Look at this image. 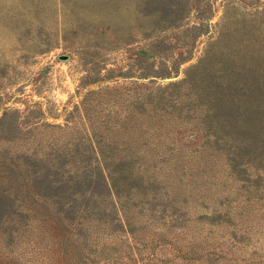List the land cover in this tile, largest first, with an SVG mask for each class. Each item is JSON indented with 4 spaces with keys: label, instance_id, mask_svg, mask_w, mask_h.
Here are the masks:
<instances>
[{
    "label": "rangeland",
    "instance_id": "1",
    "mask_svg": "<svg viewBox=\"0 0 264 264\" xmlns=\"http://www.w3.org/2000/svg\"><path fill=\"white\" fill-rule=\"evenodd\" d=\"M261 69L264 0H0V264H264Z\"/></svg>",
    "mask_w": 264,
    "mask_h": 264
},
{
    "label": "trees",
    "instance_id": "2",
    "mask_svg": "<svg viewBox=\"0 0 264 264\" xmlns=\"http://www.w3.org/2000/svg\"><path fill=\"white\" fill-rule=\"evenodd\" d=\"M263 74V75H262ZM260 76L263 77L264 80V71L258 70L256 73H253V77L251 78L254 83H258L260 81ZM260 91V90H259ZM264 95L257 99L255 97L254 104H250L249 111H247V114H237V131H244L242 133L243 136H237L238 137H244L247 139V143L243 142L244 144H247L251 146V148H262L264 149ZM247 152H251L254 150H246ZM262 170L264 171V165Z\"/></svg>",
    "mask_w": 264,
    "mask_h": 264
}]
</instances>
